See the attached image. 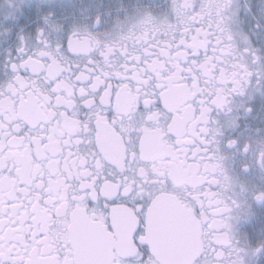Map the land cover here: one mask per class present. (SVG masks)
I'll return each mask as SVG.
<instances>
[{"label": "snow or ice", "instance_id": "6c2138e0", "mask_svg": "<svg viewBox=\"0 0 264 264\" xmlns=\"http://www.w3.org/2000/svg\"><path fill=\"white\" fill-rule=\"evenodd\" d=\"M165 7L0 0V264H264V4Z\"/></svg>", "mask_w": 264, "mask_h": 264}, {"label": "flooded vegetation", "instance_id": "af4514ba", "mask_svg": "<svg viewBox=\"0 0 264 264\" xmlns=\"http://www.w3.org/2000/svg\"><path fill=\"white\" fill-rule=\"evenodd\" d=\"M106 3H111L113 6L117 4H123L125 7H129L130 9L134 8L135 6L139 5L141 8V11L151 15L156 20H163L167 14H168V8L165 7L166 5H171L172 0H144L143 3H140L138 0H105ZM15 3V1H14ZM21 3V0L17 2V4ZM253 3L256 5L264 4V0H253ZM110 24H109V30H112L113 24L115 23V17H110ZM121 20H123V17H121ZM243 20V18H242ZM174 22V20L172 21ZM244 23H247V21H244ZM259 23L258 21H253V24ZM8 43H2L0 44V60H6L7 59V49L9 48ZM3 70L2 64H0V71ZM256 98V115L254 117H246L245 114L241 109H239L238 105L240 103V97H236L233 101V114L238 115L239 121H240V128L241 132L238 134L245 135L246 139L250 135L249 128L252 129L254 132V129L256 127H264V107H262V104H264V101H262L261 95L259 91L255 93ZM215 114V113H214ZM227 116L226 113H217L216 119H224ZM251 120V125L249 124V121ZM252 138L255 140L256 137L253 135ZM227 155V154H225ZM225 166L227 168H231V163L229 161L225 162ZM250 180H259V173L256 174L255 177L249 178ZM213 190H215L213 188ZM174 197L175 194H170ZM164 203H173L174 205V211L170 210L168 211V214H162V217L167 219L166 221L170 224L174 225V229L177 233L183 232L185 235L182 236L183 244L188 245L189 248L192 247L195 241L194 236V224L191 217H189L185 212L183 211L182 207L178 202H173L170 200H165ZM252 212L255 215V220L257 224L264 221V207H261L259 202H256L254 207L252 208ZM120 224L121 226L126 227L128 224V217L126 215H121L120 218ZM191 233V234H190Z\"/></svg>", "mask_w": 264, "mask_h": 264}, {"label": "water", "instance_id": "95a60500", "mask_svg": "<svg viewBox=\"0 0 264 264\" xmlns=\"http://www.w3.org/2000/svg\"><path fill=\"white\" fill-rule=\"evenodd\" d=\"M173 207H174L173 203H168L167 204V203L163 202L162 205H161V215L162 214H168V211L174 209ZM169 225H170V228L172 229V231L174 233L173 242H172L173 251H175V252H185L188 249H190L188 245L183 244L184 240L182 239V236L185 235V233H183V232L177 233L175 231V229H174V225L170 224V223H169Z\"/></svg>", "mask_w": 264, "mask_h": 264}, {"label": "rangeland", "instance_id": "374dc122", "mask_svg": "<svg viewBox=\"0 0 264 264\" xmlns=\"http://www.w3.org/2000/svg\"><path fill=\"white\" fill-rule=\"evenodd\" d=\"M15 3L17 4V2H19V0H14ZM140 3H143L144 0H138ZM34 3H39L40 0H33ZM72 3H76L78 6L82 3H88V0H69V11H72V8H71V4Z\"/></svg>", "mask_w": 264, "mask_h": 264}]
</instances>
